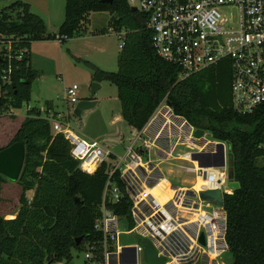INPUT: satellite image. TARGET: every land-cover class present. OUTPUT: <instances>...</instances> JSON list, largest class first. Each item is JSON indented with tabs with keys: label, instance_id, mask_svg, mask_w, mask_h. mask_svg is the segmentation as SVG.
<instances>
[{
	"label": "trees",
	"instance_id": "1",
	"mask_svg": "<svg viewBox=\"0 0 264 264\" xmlns=\"http://www.w3.org/2000/svg\"><path fill=\"white\" fill-rule=\"evenodd\" d=\"M104 9H110L117 31L124 32L122 45L115 72L85 61L92 80L116 85L121 117L134 130L145 126L166 97L190 124L228 144L229 181H237L239 187L224 193L227 251L231 264H264V163L257 162L264 160V104L246 114L232 108L227 60L179 79L180 68L155 54L146 15L133 10L127 0H65L58 36L46 34L45 38L78 36L81 19ZM45 30L42 19L26 3L15 1L0 10V80L8 71V81L0 89V109H18L30 100L31 83L38 75L30 65V43ZM24 48L27 52L18 58ZM13 141L25 147L17 180L22 191L15 216L0 215V264L69 262L73 251H84L87 244L99 246L101 234L94 220L101 214L107 164L103 162L92 173L82 171L71 155L70 142L63 134L53 133L47 115L34 107L27 110ZM5 180L0 174V189ZM28 190H33L31 200L25 195ZM130 204L126 196L119 203L106 201L115 213L127 216L129 227L133 225ZM96 254L102 262L99 247Z\"/></svg>",
	"mask_w": 264,
	"mask_h": 264
},
{
	"label": "built area",
	"instance_id": "2",
	"mask_svg": "<svg viewBox=\"0 0 264 264\" xmlns=\"http://www.w3.org/2000/svg\"><path fill=\"white\" fill-rule=\"evenodd\" d=\"M127 2L146 15L155 54L180 68L179 79L227 60L232 108L246 114L264 104V0ZM123 33H118L121 39ZM26 52V48L22 49L17 57ZM5 81L8 71L1 76L0 89ZM77 90L74 84L64 92L66 102L73 108L79 100ZM44 114L53 133L63 134L70 142L71 155L82 171L92 173L103 162L107 164L101 214L94 220L101 243L97 247L86 245L84 258L88 264H148L141 255L142 241L146 239L152 242L157 255L164 257V264H222L221 256L228 250L226 212L223 206L201 200L199 193L220 189L224 196L231 189L225 141L213 138L204 129L201 136H194L197 128L177 114L166 97L145 126L135 130L122 156L97 141L75 135L63 114ZM177 159L192 164L188 170L195 173L194 181L187 187L167 183L172 193L160 201L148 190L166 181L160 164ZM121 196L131 203V227L127 216L106 206V201L119 203ZM122 224L124 231L120 230ZM122 233L135 234L137 242L120 243ZM201 233L204 244L199 240ZM98 247L102 262L96 254Z\"/></svg>",
	"mask_w": 264,
	"mask_h": 264
},
{
	"label": "rangeland",
	"instance_id": "3",
	"mask_svg": "<svg viewBox=\"0 0 264 264\" xmlns=\"http://www.w3.org/2000/svg\"><path fill=\"white\" fill-rule=\"evenodd\" d=\"M15 1L28 4L29 10L42 19L46 30L43 38L34 39L30 43V65L38 72V92H32L30 100L24 102L21 108L4 106L0 109V147L11 142L26 117L27 110L34 107L43 114L46 111L63 114L70 131L75 135L87 141H97L114 154L122 156L135 130L121 117L115 84L100 81V87L91 96L94 82L91 77L92 70L85 63L88 61L101 70L117 71V55L122 39L118 36L115 24L110 21V9L91 11L84 16L80 21L81 34L78 36L64 40L46 39V34L58 36L59 26L64 19L65 0H0V10ZM74 84L78 86L79 100H96V105L81 112L80 116L73 115V107L64 97L65 89ZM226 148L229 152L228 144ZM151 157L155 159L153 151ZM227 159V179L230 180V153H227ZM257 162L262 164L264 160L258 159ZM191 166V163L178 159L160 164L163 175L171 184L182 187L190 186L194 181L195 173L188 170ZM21 191L18 181L6 179L1 184L0 215L4 218L15 216ZM25 195L31 200L33 190L26 191ZM125 229L123 224L120 225L121 231ZM119 242L132 244L137 242V237L135 234L122 233L119 235ZM72 259L76 264H87L84 251H73ZM221 262L231 264L228 251L221 256Z\"/></svg>",
	"mask_w": 264,
	"mask_h": 264
},
{
	"label": "water",
	"instance_id": "4",
	"mask_svg": "<svg viewBox=\"0 0 264 264\" xmlns=\"http://www.w3.org/2000/svg\"><path fill=\"white\" fill-rule=\"evenodd\" d=\"M102 2L111 3L112 0H102ZM133 10H136L135 6H131ZM1 37V36H0ZM13 85V84H12ZM37 79L35 78L31 83L32 92H38ZM100 87V84L96 81L92 83L91 96ZM96 105V100L93 98L80 99L73 108V115L80 116L84 110L93 108ZM204 130L197 128L194 132V136L199 137L203 134ZM25 156L24 144L20 141H13L10 144L0 149V174L6 179L17 181L23 166ZM195 156V155H194ZM222 163V162H221ZM228 187L236 189L239 187L237 181H229ZM188 194L195 196V194L188 190ZM199 198L203 201L213 202L218 206H223L224 196L220 189H210L199 193ZM199 240L204 244V234L201 233ZM80 238H77L76 242L79 243ZM143 256L148 264H164V257L158 256L152 242L148 239L142 241ZM46 264H50L47 262ZM67 264H73L72 260Z\"/></svg>",
	"mask_w": 264,
	"mask_h": 264
},
{
	"label": "bare ground",
	"instance_id": "5",
	"mask_svg": "<svg viewBox=\"0 0 264 264\" xmlns=\"http://www.w3.org/2000/svg\"><path fill=\"white\" fill-rule=\"evenodd\" d=\"M148 192L158 197L160 201H164L171 195L172 190L167 187L165 180H161L156 186L150 188Z\"/></svg>",
	"mask_w": 264,
	"mask_h": 264
},
{
	"label": "crops",
	"instance_id": "6",
	"mask_svg": "<svg viewBox=\"0 0 264 264\" xmlns=\"http://www.w3.org/2000/svg\"><path fill=\"white\" fill-rule=\"evenodd\" d=\"M166 183H172L170 180H168L167 178H166ZM184 181H186V180H184ZM72 263L73 264H76L75 263V261L72 259ZM85 263H87V262H85ZM52 264H67V262H64V261H60V262H55V263H52ZM88 264V263H87Z\"/></svg>",
	"mask_w": 264,
	"mask_h": 264
}]
</instances>
